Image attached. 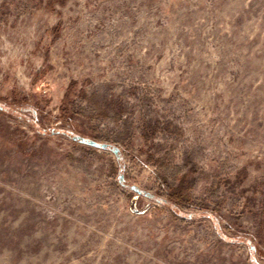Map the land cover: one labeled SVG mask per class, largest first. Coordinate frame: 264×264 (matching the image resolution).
I'll list each match as a JSON object with an SVG mask.
<instances>
[{"label":"rangeland","instance_id":"1","mask_svg":"<svg viewBox=\"0 0 264 264\" xmlns=\"http://www.w3.org/2000/svg\"><path fill=\"white\" fill-rule=\"evenodd\" d=\"M0 105V264H264V0H0Z\"/></svg>","mask_w":264,"mask_h":264},{"label":"trees","instance_id":"2","mask_svg":"<svg viewBox=\"0 0 264 264\" xmlns=\"http://www.w3.org/2000/svg\"><path fill=\"white\" fill-rule=\"evenodd\" d=\"M0 110H2V111H6V112H9L10 114H13V115H15V114H17L18 112H15L14 110H11V109H8V108H4V107H2L1 105H0ZM20 116V115H19ZM36 129V131L38 130L37 128H35ZM38 132H39V130H38ZM51 132H53V131H51ZM89 143H91L92 145H94V146H96L97 144L94 142V141H89ZM233 242H239V243H241V244H243V243H247L246 241H244V240H242V241H240V240H236V239H234V241ZM248 244V243H247ZM249 245V244H248ZM250 248H251V246H250ZM252 249V248H251Z\"/></svg>","mask_w":264,"mask_h":264},{"label":"water","instance_id":"3","mask_svg":"<svg viewBox=\"0 0 264 264\" xmlns=\"http://www.w3.org/2000/svg\"><path fill=\"white\" fill-rule=\"evenodd\" d=\"M91 144V143H90Z\"/></svg>","mask_w":264,"mask_h":264}]
</instances>
